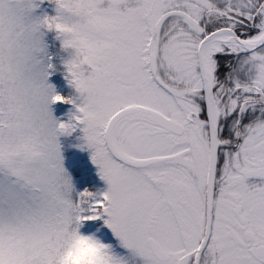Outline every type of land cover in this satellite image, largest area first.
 Returning <instances> with one entry per match:
<instances>
[{
	"label": "snow or ice",
	"instance_id": "6c2138e0",
	"mask_svg": "<svg viewBox=\"0 0 264 264\" xmlns=\"http://www.w3.org/2000/svg\"><path fill=\"white\" fill-rule=\"evenodd\" d=\"M0 264H264V0H0Z\"/></svg>",
	"mask_w": 264,
	"mask_h": 264
},
{
	"label": "trees",
	"instance_id": "16d2710c",
	"mask_svg": "<svg viewBox=\"0 0 264 264\" xmlns=\"http://www.w3.org/2000/svg\"><path fill=\"white\" fill-rule=\"evenodd\" d=\"M46 40L50 47L54 50L56 47L55 45L57 44L55 42L56 35L54 32L48 33ZM52 79L56 83L58 92L61 94L64 93L65 95H70L71 88L65 83L60 75H53ZM53 108L60 120H67L69 115L62 111L61 106H53ZM74 133L75 132H73L71 135L61 136L60 143L62 145V151L65 157V165L72 172L74 182L77 184V187L80 189V191H83L85 188L99 186L98 177L92 163L85 155L80 153L78 146H76L74 142Z\"/></svg>",
	"mask_w": 264,
	"mask_h": 264
},
{
	"label": "rangeland",
	"instance_id": "374dc122",
	"mask_svg": "<svg viewBox=\"0 0 264 264\" xmlns=\"http://www.w3.org/2000/svg\"><path fill=\"white\" fill-rule=\"evenodd\" d=\"M44 11L48 12V13H51V14H54V6H49V5H45L41 8V13H43ZM55 34V33H54ZM56 35V34H55ZM55 42L57 43L55 46V49L53 50L51 47H50V53L54 56V62L57 64V67H58V71L54 74V75H60L62 77V79L65 81L66 84H68L67 80L65 79V74H64V71H63V65H64V61L68 60L70 58V51H64L62 49V45H61V41L58 40L56 38ZM50 83H53L54 85H56V83L54 82V80L50 79ZM57 87V86H56ZM71 88V87H70ZM73 93V89L71 88V92H70V95ZM64 94V93H63ZM62 107V111L66 114L69 115V113L71 111H73V105H63L61 106ZM55 116L57 117L56 113L54 112ZM58 118V117H57ZM59 119V118H58ZM68 119V118H67ZM75 144L76 146H78V149L80 151L81 154L85 155L88 160L91 162V150L88 149L87 147L85 148H81L79 147V145L81 144H84V140L82 139L83 137V133L82 131H80L79 129L75 131ZM74 139V138H73ZM63 152V151H62ZM92 163V162H91ZM92 165L94 166L95 168V171L97 173V177H98V184L99 186H105V182L102 181L98 175V168L97 166H95L93 163ZM66 166V165H65ZM67 168V167H66ZM68 169V168H67ZM69 170V169H68ZM70 171V170H69ZM70 173L72 174V172L70 171ZM73 175V174H72ZM77 187V185H76ZM77 190L80 191V189L77 187Z\"/></svg>",
	"mask_w": 264,
	"mask_h": 264
}]
</instances>
